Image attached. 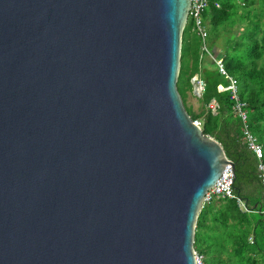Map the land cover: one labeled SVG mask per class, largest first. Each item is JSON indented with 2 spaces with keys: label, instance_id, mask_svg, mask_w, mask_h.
Instances as JSON below:
<instances>
[{
  "label": "water",
  "instance_id": "obj_1",
  "mask_svg": "<svg viewBox=\"0 0 264 264\" xmlns=\"http://www.w3.org/2000/svg\"><path fill=\"white\" fill-rule=\"evenodd\" d=\"M190 7L0 0V264H196L236 165L179 91Z\"/></svg>",
  "mask_w": 264,
  "mask_h": 264
},
{
  "label": "trees",
  "instance_id": "obj_2",
  "mask_svg": "<svg viewBox=\"0 0 264 264\" xmlns=\"http://www.w3.org/2000/svg\"><path fill=\"white\" fill-rule=\"evenodd\" d=\"M242 1L244 7L252 5L253 9H248L246 14H238L222 0L219 8L214 4L209 6L214 27L245 21L244 25L239 24L244 30L242 38L236 40L234 46L236 55L224 56L214 42H210V49L223 57L227 71L237 78L241 98L248 103L249 128L264 148V0ZM192 34L189 21L183 32L179 91L192 118L202 120L204 134L219 140L227 156L235 162V193L250 205V196H255V193L248 192L247 188L252 186L254 191L262 189L258 159L248 149L244 125L233 109L230 92L221 89L228 85V79L218 71L215 62L213 64L208 57L201 59V39L197 35L192 37ZM246 45L249 48L244 50ZM196 73L205 82L201 100L208 108L215 98L219 104L216 111L208 108L203 113H193L187 106L186 92L193 87L191 80ZM260 199L250 206L256 209ZM245 213L262 214L241 210L237 200L228 197L214 198L204 204L197 220L194 245L205 256V264H232V259H236L237 264H261L264 250L260 243L250 249L252 244L245 237L252 234V225L245 220ZM258 237L264 238V227Z\"/></svg>",
  "mask_w": 264,
  "mask_h": 264
},
{
  "label": "built area",
  "instance_id": "obj_3",
  "mask_svg": "<svg viewBox=\"0 0 264 264\" xmlns=\"http://www.w3.org/2000/svg\"><path fill=\"white\" fill-rule=\"evenodd\" d=\"M211 4H214L219 8L221 7V0H191L188 22L190 21L192 23V31L197 33L201 38V59L205 57L213 59L218 68V71L222 75L227 76L229 83L226 87L221 89H225L230 92V97L234 102L233 109L240 116L243 122L245 141L247 143L248 149L253 151L258 159V173L263 187L262 189L264 191V148L263 145L259 142L258 138L251 132L249 128V116L247 111L248 103L241 98L238 80L235 76L231 75L227 71L223 57L216 56L208 46V31H206L205 29L206 20L204 18V14L206 12V9ZM191 81L194 84L196 90L199 93H202L205 88V82L200 77V75L196 73L192 77ZM218 107L219 104L215 98L212 99L208 105V108L212 109L213 111H216ZM194 122L201 126L200 120H194ZM234 183L235 170L231 164H227L216 184L206 193L204 204L212 201V199L214 198L228 197L231 199H236L241 210L248 212H260L264 214V201H261V203L257 204V207H255L256 209H254L245 200L236 195ZM195 259L196 264H205V256L202 253L198 252L196 249Z\"/></svg>",
  "mask_w": 264,
  "mask_h": 264
},
{
  "label": "rangeland",
  "instance_id": "obj_4",
  "mask_svg": "<svg viewBox=\"0 0 264 264\" xmlns=\"http://www.w3.org/2000/svg\"><path fill=\"white\" fill-rule=\"evenodd\" d=\"M227 2L229 5L232 6V10L238 14H246L247 10H252V5H248L244 7L242 0H222ZM209 7L206 9L204 14L205 18V29L208 31V46L211 47L210 42H214L216 47H218L224 56H235L236 50L234 49L236 40L242 38L243 26L245 21H237L234 25L228 24L220 27H214L212 15L209 13ZM240 24V25H239ZM228 28V29H227ZM193 35H197L194 31H192ZM199 37V36H198ZM200 38V37H199ZM201 39V38H200ZM249 48L247 45L244 47V50ZM211 50V49H210ZM212 51V50H211ZM213 52V51H212ZM221 56V55H219ZM227 78V76L224 75ZM193 84V83H192ZM187 106L191 108L193 113H203L208 110L207 106L204 104L203 100H201V93H199L196 88L192 87L191 89H187ZM199 120V119H198ZM202 121V120H201ZM211 136V135H209ZM213 137V136H211ZM215 138V137H214ZM263 188V187H262ZM248 192L255 193V196H250V205L254 204L257 200L264 201V191L263 189L256 188L255 192L252 186L247 188ZM245 220H249L250 224L252 225V234L245 235L249 239V242L252 244L250 245V249H253L254 246H257V243H260V248L264 250V238L258 237L261 236V232L264 227V214H250L245 213ZM240 233L239 230H237ZM258 235V236H257ZM222 237H228L227 235H222ZM215 253V251H214ZM264 254V252L262 253ZM232 264H237L236 259H232ZM261 264H264V260H262Z\"/></svg>",
  "mask_w": 264,
  "mask_h": 264
},
{
  "label": "crops",
  "instance_id": "obj_5",
  "mask_svg": "<svg viewBox=\"0 0 264 264\" xmlns=\"http://www.w3.org/2000/svg\"><path fill=\"white\" fill-rule=\"evenodd\" d=\"M218 51H220V49H218ZM215 55H217V54H215ZM217 56H219V55H217ZM208 60H210L212 62L211 58H208ZM193 88H194V84H193Z\"/></svg>",
  "mask_w": 264,
  "mask_h": 264
}]
</instances>
